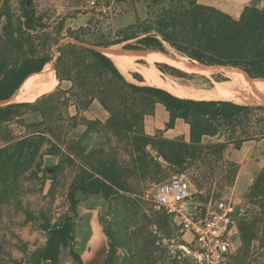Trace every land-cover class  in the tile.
<instances>
[{
	"label": "trees",
	"instance_id": "16d2710c",
	"mask_svg": "<svg viewBox=\"0 0 264 264\" xmlns=\"http://www.w3.org/2000/svg\"><path fill=\"white\" fill-rule=\"evenodd\" d=\"M32 2L24 0L23 15L17 22H14L9 8L5 7L0 12V18H6L3 33H0V101L12 97L30 76L41 72L53 60L45 51L46 46L37 43L48 34L49 25L42 17L36 18L32 5H28ZM154 2L157 4L160 1ZM148 5L145 20L137 17L135 23L120 29L116 41L99 42L94 46L109 47L128 42L124 46L126 49H141L143 46L165 52L163 42H168L200 63L234 66L252 78L264 79V6H246L240 17L235 18L198 0H168L157 12ZM62 29L63 26L60 27ZM73 38L79 40V37ZM59 40L54 39V42ZM134 40L136 44L130 42ZM59 52L55 62L57 78L60 82L72 83L71 92H76L77 107L87 109L97 100L109 117L105 123L85 118L86 129L82 138L62 141L64 144L61 145L62 139L53 133V129L48 132L32 131L30 128L38 123L27 124L23 118L28 112L40 110V104L50 95L0 107V162L7 155L9 166L18 171L33 159L46 141L54 149L45 154L60 158L53 167L54 173L63 170L64 162L75 163L76 156L82 160L77 165L68 193L74 216H68L57 224L52 221L45 223L47 243L35 254L40 262L57 263L62 248L75 241L74 217L79 204L78 192L100 194L106 200L125 197L133 192L134 181L155 179L157 174L164 172L162 161L170 167L178 166L184 170L201 158L210 155L222 157L230 144L241 149L247 141L264 140V104L179 97L165 88L145 84L138 73L133 74L138 83L128 80L111 57L93 47L69 42L60 46ZM157 66L162 71L165 67L172 69L165 63H158ZM159 104L169 114L166 129L174 128L176 120L182 119L190 127L189 140L184 136L168 138L163 130L153 135L146 133L145 119L156 114ZM16 120L26 128L21 136L9 129V124ZM103 130L111 131L114 136L126 141L129 160L120 161L104 149L99 151L98 156V152L88 150L92 132ZM220 132L225 133L224 141H203L204 136H216ZM31 146L34 148L28 153L27 149ZM10 149L13 151L9 154ZM15 156L17 159L13 161ZM232 162L229 185L234 183L240 169L239 163ZM196 184L200 187L198 182ZM263 186L264 170L252 185L248 197L257 209L248 211L250 213L238 222L242 247L236 264H249L255 242H259V247L264 249ZM105 232L109 238L105 264H121L118 249L122 237L109 227ZM72 254L76 261L82 263L79 253L72 250ZM257 264H264V261Z\"/></svg>",
	"mask_w": 264,
	"mask_h": 264
},
{
	"label": "rangeland",
	"instance_id": "374dc122",
	"mask_svg": "<svg viewBox=\"0 0 264 264\" xmlns=\"http://www.w3.org/2000/svg\"><path fill=\"white\" fill-rule=\"evenodd\" d=\"M98 1L100 2L98 5H107V13L100 11L99 7L93 6L90 3L91 0H33L32 4H28L32 5L31 9L35 11L36 18L42 17L43 21L49 25L46 30L48 34L43 35L42 42L37 43L46 46L45 51L53 58L48 64L52 65L54 70L56 59L60 55L59 47L63 44L73 41L72 43L92 47L99 42L112 43L118 39L120 29L135 23L137 17L140 20L147 18L148 4L151 5L152 11L157 12L161 6L168 2V0H159L160 2L156 4L154 0ZM140 1L144 4L139 5ZM198 1L205 5H213L237 18L246 6L259 8L264 6V0ZM23 5H25L24 0H0V12L5 7L9 8L14 22H17L18 18L23 15ZM5 23L6 18L1 17V34ZM61 26H63L62 30H60ZM73 37H79V40L77 41ZM57 38L60 40L55 43L54 39ZM130 42L137 43L135 40ZM127 43L109 47L97 46L96 48L122 50L126 49L124 46ZM163 44L165 52L154 51L155 49L143 46L141 49H129L153 57L160 77L165 81L163 85L148 80L144 75L143 68L150 64L142 56L133 58L139 65L122 73L128 80L135 83L139 81L133 74L138 73L144 78L145 84L163 86L170 92H173L174 87L179 84L191 91L209 90L215 86L216 82L230 80V76L242 80L250 78L242 69L205 66L181 53L168 42H163ZM113 50L110 52L116 53ZM158 63H165L172 69L165 67V71H162L157 66ZM71 88L70 81H59L51 91L35 96L36 100L44 95H50L40 104V110L24 115L23 118L27 124L38 123L37 126L30 128L32 131L48 132L53 129V133L62 139L60 143L63 145L66 141L82 138L86 129L85 118L106 122L109 114L102 107L96 106L97 104L92 103L87 109H84L83 106L82 109H79L74 95L76 92H71ZM242 104L258 105L264 104V101ZM158 107L159 111L154 116H147V120L158 118L159 123L163 120L160 110L163 108ZM163 111L164 115H169L164 109ZM184 124L183 122V127ZM9 129L18 136L23 135L26 131V128L18 120L10 123ZM49 135L47 136L50 137ZM223 137H225V133L220 132L215 139ZM205 139V143L210 140L209 138ZM90 140L88 150L98 152L96 156L100 154L99 151L104 149L109 155L120 161L130 159L126 150V141L114 136L111 131L92 132ZM32 148L34 146L29 147L27 152L29 153ZM52 149L54 148L46 141L33 156V159L18 171L9 166L7 155L1 159L0 264H89L94 250L99 249L94 244L97 231H99L102 243L106 247L107 257L109 238L105 231L108 227L122 237L118 249L121 264L123 262H125L124 264H199L195 257L191 233L183 231L179 219L174 214L142 197L151 185L165 182L180 171H187L192 182V190L195 192V199L192 202L199 204L197 206L198 215H203L207 205L221 197L233 198L236 201L239 209L238 233L235 236L232 253L226 258L224 264L238 263L236 257H241L240 249L242 247L238 222L250 213L248 211L257 209L250 203L248 197L252 185L264 170V144L258 145L255 142H249L241 149H236L232 144L222 157L210 155L201 158L184 170L178 166L170 167L168 163L162 161L165 167L164 172L157 174L155 179L134 181L133 192L125 197L106 200L100 194L84 195L78 192L79 204L77 216L74 217L75 241L62 248L60 260L57 263L40 262L39 257L35 254L47 243L48 232L45 230L47 221L57 224L68 216H74L68 193L76 175L77 165L82 160L76 156L75 163L64 162L63 170L54 173L53 167L57 165L60 158L45 154ZM12 151L13 149H10L9 154ZM16 159L17 156L13 161ZM232 161L238 162L241 167L236 180L232 185H229L228 175L232 169ZM4 166L5 168H3ZM197 182L200 187L196 184ZM72 250L80 254L82 263L74 259ZM263 261L264 249L259 247V242H255L248 262L257 264Z\"/></svg>",
	"mask_w": 264,
	"mask_h": 264
},
{
	"label": "built area",
	"instance_id": "2783aa9c",
	"mask_svg": "<svg viewBox=\"0 0 264 264\" xmlns=\"http://www.w3.org/2000/svg\"><path fill=\"white\" fill-rule=\"evenodd\" d=\"M90 3L107 13V5H98V0H91ZM142 197L174 214L183 231L191 233L199 264H224L226 255L235 246L238 233L239 209L233 198L221 197L211 201L205 213L198 215L199 204L192 202L195 192L187 171L177 172L169 180L151 185Z\"/></svg>",
	"mask_w": 264,
	"mask_h": 264
},
{
	"label": "bare ground",
	"instance_id": "6f19581e",
	"mask_svg": "<svg viewBox=\"0 0 264 264\" xmlns=\"http://www.w3.org/2000/svg\"><path fill=\"white\" fill-rule=\"evenodd\" d=\"M108 55L114 60L122 72H127L129 69L139 65L133 58L142 56L150 64L143 68V73L147 79L161 85L165 82L160 77L153 57L146 53L122 51L112 53L108 51ZM55 73L56 71L53 69L52 65L47 64L43 71L30 76L17 93L16 101H27L31 98L34 99L35 96L51 91L59 83V79H57ZM230 78V80L216 82L215 86L209 90L191 91L179 84L174 87L172 93L183 98L196 100H228L240 104L244 102L264 101V79L248 78L242 80L233 76H230ZM96 234L94 244L99 248L103 244V240L99 231H97Z\"/></svg>",
	"mask_w": 264,
	"mask_h": 264
},
{
	"label": "crops",
	"instance_id": "0c3cea01",
	"mask_svg": "<svg viewBox=\"0 0 264 264\" xmlns=\"http://www.w3.org/2000/svg\"><path fill=\"white\" fill-rule=\"evenodd\" d=\"M142 4H144L142 1H140L139 2V5H142ZM213 6V5H212ZM230 15H232V16H234L235 18H237L235 15H233V14H230ZM240 17V16H239ZM238 17V18H239ZM140 18H142V15H140ZM94 104H97L96 106H100V107H102L101 105H100V103L97 101V100H95L94 102H93ZM158 106H161L160 108H163L164 110H165V112H166V114H168V112H167V110H166V108L163 106V105H161V104H159ZM157 106V109H156V112L157 111H159L158 109H159V107ZM163 109H160L161 111H162V116H164V117H162L161 116V118L163 119L160 123H159V121H158V118L157 119H154V120H145V131H146V133H148V134H151V135H153V134H155L156 133V131H158V130H163V132H164V135L166 136V137H168V138H175V137H179V136H183L184 134V136H185V138L187 139V140H189V130H190V127H189V125L184 121V120H182V119H177L176 120V123H175V126H174V128H170V129H166V122H168L169 121V115L167 116V115H164V111H163ZM105 111V110H104ZM106 112V111H105ZM107 113V112H106ZM159 116V115H158ZM183 122L185 123L184 125V127L182 126L183 125ZM180 128V129H179ZM220 134V133H219ZM219 134L218 135H216V136H208V135H206V136H204V138H203V141L205 142V138H209L210 140L209 141H207L208 143H214V142H220V141H224L225 140V137H223V138H221V139H215V138H217L218 136H219ZM208 140V139H207ZM249 142H255V143H257L258 145H262V144H264V140H262V141H258V142H256L255 140H252V141H247V142H245L244 144H243V146L245 145V144H247V143H249ZM230 145H232V144H230ZM230 145H229V147H230ZM243 146L241 147V148H243ZM238 163V162H237ZM241 167V166H240Z\"/></svg>",
	"mask_w": 264,
	"mask_h": 264
},
{
	"label": "water",
	"instance_id": "95a60500",
	"mask_svg": "<svg viewBox=\"0 0 264 264\" xmlns=\"http://www.w3.org/2000/svg\"><path fill=\"white\" fill-rule=\"evenodd\" d=\"M78 41V40H77ZM73 42V41H71ZM93 48H95L96 50L106 54L107 56L108 55V51H112L113 49H106V48H96L97 46H92ZM114 52H118V51H122V52H140V51H135V50H129V49H122V50H113ZM146 52V51H145ZM110 57V56H109ZM203 64V63H201ZM205 66H209V67H225V65H208V64H203ZM226 67H230V68H237V67H234V66H226ZM240 69V68H239ZM244 71V70H242ZM245 72V71H244ZM247 73V72H245ZM248 74V73H247ZM248 76L250 78H252L249 74ZM20 91V88L18 89V91L12 96L10 97L9 99L7 100H3V101H0V107L2 106H5V105H8V104H12V103H17V102H20V101H16V95L17 93ZM101 252V253H100ZM100 253V254H99ZM105 261H106V247L104 244H102L99 249H96L94 250L93 252V255L90 257L89 259V264H105Z\"/></svg>",
	"mask_w": 264,
	"mask_h": 264
}]
</instances>
